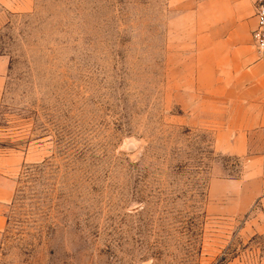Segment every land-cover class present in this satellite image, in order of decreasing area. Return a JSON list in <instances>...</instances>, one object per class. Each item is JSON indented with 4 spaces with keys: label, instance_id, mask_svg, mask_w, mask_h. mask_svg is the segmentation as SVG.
I'll return each mask as SVG.
<instances>
[{
    "label": "rangeland",
    "instance_id": "rangeland-1",
    "mask_svg": "<svg viewBox=\"0 0 264 264\" xmlns=\"http://www.w3.org/2000/svg\"><path fill=\"white\" fill-rule=\"evenodd\" d=\"M255 21L249 0H0V264H264L254 209L210 198L246 167L218 144Z\"/></svg>",
    "mask_w": 264,
    "mask_h": 264
},
{
    "label": "crops",
    "instance_id": "crops-1",
    "mask_svg": "<svg viewBox=\"0 0 264 264\" xmlns=\"http://www.w3.org/2000/svg\"><path fill=\"white\" fill-rule=\"evenodd\" d=\"M256 23V21H255ZM256 25V24H255ZM251 64L245 70L243 87L245 96H252L240 104L245 123L240 125L235 137L218 144L221 154L246 160L243 174L233 179H215L210 188L213 209L223 215L240 216L252 212L259 224V232L264 233V61L249 59ZM232 134H230L231 136ZM13 195L11 181L0 180V242L6 224L7 206ZM228 264H243L232 262Z\"/></svg>",
    "mask_w": 264,
    "mask_h": 264
},
{
    "label": "built area",
    "instance_id": "built-area-1",
    "mask_svg": "<svg viewBox=\"0 0 264 264\" xmlns=\"http://www.w3.org/2000/svg\"><path fill=\"white\" fill-rule=\"evenodd\" d=\"M252 4L256 26L252 31L253 47L262 61H264V0H249Z\"/></svg>",
    "mask_w": 264,
    "mask_h": 264
}]
</instances>
